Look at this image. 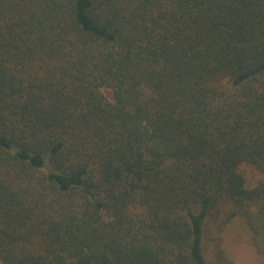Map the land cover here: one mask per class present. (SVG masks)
Here are the masks:
<instances>
[{"label":"trees","instance_id":"16d2710c","mask_svg":"<svg viewBox=\"0 0 264 264\" xmlns=\"http://www.w3.org/2000/svg\"><path fill=\"white\" fill-rule=\"evenodd\" d=\"M225 210L264 235V0H0V264H209Z\"/></svg>","mask_w":264,"mask_h":264},{"label":"rangeland","instance_id":"374dc122","mask_svg":"<svg viewBox=\"0 0 264 264\" xmlns=\"http://www.w3.org/2000/svg\"><path fill=\"white\" fill-rule=\"evenodd\" d=\"M243 171L251 185L263 177L251 165H244ZM250 220L253 224L247 225L229 210L208 220L203 249L209 264H264V235L254 229L253 217Z\"/></svg>","mask_w":264,"mask_h":264}]
</instances>
